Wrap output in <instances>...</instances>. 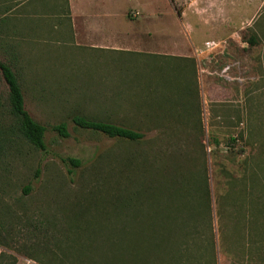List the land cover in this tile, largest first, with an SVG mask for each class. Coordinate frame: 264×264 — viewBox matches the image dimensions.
<instances>
[{
	"label": "rangeland",
	"instance_id": "374dc122",
	"mask_svg": "<svg viewBox=\"0 0 264 264\" xmlns=\"http://www.w3.org/2000/svg\"><path fill=\"white\" fill-rule=\"evenodd\" d=\"M214 4L211 25L224 17L217 12L222 4L235 21L244 19L238 26L243 44L235 48L244 61L227 64L236 63L230 76L245 80H225L226 60L200 64L210 71L214 92L241 86L233 97L212 102L210 115L204 76L194 63L183 71L169 63L163 71L155 63L132 67L134 59L120 55L118 88L107 102L98 95L95 57L86 51L40 62L29 45L20 41L18 49L17 40L1 39L0 61L17 75L25 109L45 134L38 150L12 130L0 71V264H194L192 246L205 243L209 222L216 231L217 219H264V0ZM74 116L143 138H108L78 128ZM60 123L66 138L53 129ZM69 158L80 165L63 162ZM165 225L175 234L165 235ZM166 237L175 251L149 253V245L161 246Z\"/></svg>",
	"mask_w": 264,
	"mask_h": 264
},
{
	"label": "crops",
	"instance_id": "0c3cea01",
	"mask_svg": "<svg viewBox=\"0 0 264 264\" xmlns=\"http://www.w3.org/2000/svg\"><path fill=\"white\" fill-rule=\"evenodd\" d=\"M162 1L163 6L157 8ZM162 1L0 0V41L3 38L17 40L14 48L18 49L20 41L29 45L31 55L40 62L44 61L40 57L45 55L54 58V53L64 55L65 51H86L95 57L94 63L100 72L98 95H105L107 102L118 88L116 71L120 55L133 58V62H129L132 67L155 63L158 70L162 68L163 71L169 63L174 71L176 66L173 63H178L177 69L182 71L186 65L194 63L195 69L199 67L204 76L207 87L205 107L210 115V104L222 97H233L238 85L218 86L220 91L214 92L210 71L204 70L200 64L243 60L235 48L242 43L240 33L243 28L238 29V26L244 19L235 21L231 16L235 17L236 13L226 11L225 4H222L218 5L217 12L224 17L211 25L208 17L213 15L214 0ZM215 40L227 42L224 55L213 53L210 61L207 56H198L196 49L203 48L205 42H217ZM46 63L61 67V72L64 69L59 62L47 60ZM133 79L134 75L127 74L129 112L135 102ZM216 224L215 231L211 222L212 233H207L203 245L192 246L198 253L192 252L191 262L264 264V219H217Z\"/></svg>",
	"mask_w": 264,
	"mask_h": 264
},
{
	"label": "trees",
	"instance_id": "16d2710c",
	"mask_svg": "<svg viewBox=\"0 0 264 264\" xmlns=\"http://www.w3.org/2000/svg\"><path fill=\"white\" fill-rule=\"evenodd\" d=\"M0 71L7 85V90H8L7 113L14 123V127H12V130L15 131L26 142H28L33 148L38 150H43L45 128L41 124L37 123L26 111L25 103H24V95L17 75L8 64L2 61H0ZM0 107H1V103H0ZM72 122L78 128H81L83 130L98 132L112 139H121V140L134 142L143 138V135L141 133L133 131L132 129L110 123H104L101 121L89 119L82 116H74L72 118ZM53 129L54 131L57 132V134L60 137L62 138L68 137V132L66 130L65 123H60L54 126ZM63 162L70 163L74 167L80 165L79 160L72 158H69L66 161L64 160ZM200 198L202 197H199V199ZM208 224L210 226L209 232L212 233L211 222H209ZM166 226H172V225L164 226L163 230L165 235L169 234V232H174L175 234L176 230H170V229L168 230L166 229L168 228ZM174 245H175L174 240H172L170 237L169 238L166 237L165 241L162 243L161 246H159L157 243L154 246L152 244L151 246L149 245L150 247L149 253L151 252L152 255L155 252L160 254L161 252H163V250H167V249H170L173 252V250L175 251ZM161 257L159 258V263H161Z\"/></svg>",
	"mask_w": 264,
	"mask_h": 264
},
{
	"label": "built area",
	"instance_id": "2783aa9c",
	"mask_svg": "<svg viewBox=\"0 0 264 264\" xmlns=\"http://www.w3.org/2000/svg\"><path fill=\"white\" fill-rule=\"evenodd\" d=\"M227 42L226 41H221V42H214V41H208L205 42L203 49H200L197 51V54H199L198 56L204 55L208 57V61H210V56L214 53L218 54V55H224L225 51L227 50ZM215 57V56H214ZM214 57H212V60H214ZM218 56H216L217 58ZM230 62V61H229ZM228 61H226L222 66H224L222 68V76L225 78V80L227 82H244V78L241 77H233L230 76L228 74L229 70L233 67V65L235 66V62L231 63V64H227L229 63ZM213 63V62H212ZM227 64V65H226Z\"/></svg>",
	"mask_w": 264,
	"mask_h": 264
}]
</instances>
